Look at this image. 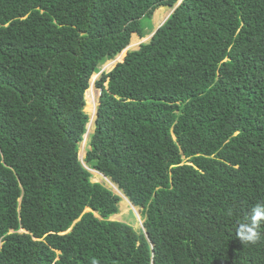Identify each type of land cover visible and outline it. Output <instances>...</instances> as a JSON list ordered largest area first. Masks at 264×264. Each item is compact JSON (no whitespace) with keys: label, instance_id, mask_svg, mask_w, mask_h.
<instances>
[{"label":"trees","instance_id":"trees-1","mask_svg":"<svg viewBox=\"0 0 264 264\" xmlns=\"http://www.w3.org/2000/svg\"><path fill=\"white\" fill-rule=\"evenodd\" d=\"M178 2L0 0V264H264V222L235 235L264 203V0H183L96 81L80 158L92 76Z\"/></svg>","mask_w":264,"mask_h":264},{"label":"rangeland","instance_id":"rangeland-1","mask_svg":"<svg viewBox=\"0 0 264 264\" xmlns=\"http://www.w3.org/2000/svg\"><path fill=\"white\" fill-rule=\"evenodd\" d=\"M159 9L160 8L156 9L154 11L153 16H152V24L155 27H157L158 25L163 23L168 18L169 14L172 12L173 8L164 7L163 8V9H165V11H164V19H163L162 22H160V24H157V22L155 20V17H156L157 12L159 11ZM151 35L146 36L145 38H141L137 34H133V36L131 38L130 45L126 48V50H124L125 53L122 52V53L118 54L114 59L116 60V58L117 59L120 58V55H123V54H124L123 57H125V55L127 54L128 51L138 49L143 42H148L150 40V36ZM134 39H136L135 40L136 43H134ZM120 61L121 60H119V61L116 60L115 63H113L111 66H109L107 68H106L107 65L103 64L101 66V71L109 72ZM101 73L94 74L92 76V78H91V81H90L91 85L89 87V94H90L91 100L93 99L94 103H95V105H94L95 115H94V118H92V119H91L92 114H91L90 110L88 109V106H89L88 101L89 100H88V98L86 96L87 93H85V99H86L85 111L90 115V121H89V123L87 125V131H88V129H89V131H88V133H86L88 137H87V139H85L84 142H81V144H80V154L82 155V157L86 156L87 149L89 148L88 143H89V139H90V134L94 132V128H95L96 107H98L99 98H100V95H101V89H99L96 86V81L99 80ZM92 174H93L92 180L94 182H104L105 181L107 183V186H109L113 190V192H115L116 194H118L122 198V201H120V203H119L120 212L118 214L114 215L112 217V219L121 220V221H125V222H128V223H133V225H134V227L136 229L144 228V220L145 219L142 218L141 211L139 209H137L136 207H134L130 200H129L130 203H128L126 201L125 197L123 195H121V193L115 188V186L109 182L107 177H104L101 174H95V172H93V171H92ZM134 217H135V219H134ZM22 231H24V230H22Z\"/></svg>","mask_w":264,"mask_h":264},{"label":"clouds","instance_id":"clouds-1","mask_svg":"<svg viewBox=\"0 0 264 264\" xmlns=\"http://www.w3.org/2000/svg\"><path fill=\"white\" fill-rule=\"evenodd\" d=\"M103 72H105V71H102V73ZM99 103H100V101H99ZM99 103H98V105H99ZM97 111H98V107H96V118H97ZM95 122H96V120H95ZM85 134H84V136H85ZM83 141H84V137H83ZM80 158H81L82 164L86 168H88V166L85 163V157H82V155L80 154ZM88 170H90L91 172L92 171H96V170H93V169H88ZM98 173L101 174L102 176H104L102 173H100V172H98ZM109 182L111 184H113L110 180H109ZM120 193H121V195L126 197L121 191H120ZM262 222H264V203H257L254 207L251 208L250 214L244 220L237 222L235 235L243 242L244 245L245 244H255L257 241H259L261 239V232H260L259 229L261 227Z\"/></svg>","mask_w":264,"mask_h":264},{"label":"water","instance_id":"water-1","mask_svg":"<svg viewBox=\"0 0 264 264\" xmlns=\"http://www.w3.org/2000/svg\"><path fill=\"white\" fill-rule=\"evenodd\" d=\"M182 1H183V0H179V2H178V3L175 5V7L172 9V12L169 14V16L174 12V10L180 5V3H181ZM169 16H168V18H169ZM168 18H167V19H168ZM167 19H166V20H167ZM166 20H165V21H166ZM165 21H164L163 23H161L160 25L164 24ZM160 25H158V26L155 28V30L153 31L152 35L150 36V39L152 38V36L154 35V33L157 32V29L159 28ZM126 48H127V47H126ZM126 48H125V49H126ZM122 60H124V57H123ZM101 72H102V71H101ZM101 72H100V73H101Z\"/></svg>","mask_w":264,"mask_h":264},{"label":"bare ground","instance_id":"bare-ground-1","mask_svg":"<svg viewBox=\"0 0 264 264\" xmlns=\"http://www.w3.org/2000/svg\"><path fill=\"white\" fill-rule=\"evenodd\" d=\"M124 50H126V49H124ZM124 50L122 51L123 53H125ZM122 52H121V53H122ZM123 55H124V54H123ZM123 55H120V58H118L117 60L119 61V60L123 57Z\"/></svg>","mask_w":264,"mask_h":264}]
</instances>
